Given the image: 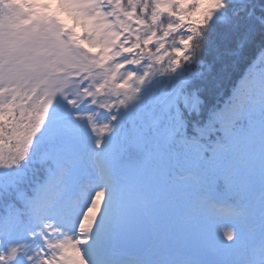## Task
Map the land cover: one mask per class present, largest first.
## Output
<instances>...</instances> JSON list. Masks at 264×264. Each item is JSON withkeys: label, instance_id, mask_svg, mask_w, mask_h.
Here are the masks:
<instances>
[{"label": "snow or ice", "instance_id": "1", "mask_svg": "<svg viewBox=\"0 0 264 264\" xmlns=\"http://www.w3.org/2000/svg\"><path fill=\"white\" fill-rule=\"evenodd\" d=\"M0 264H264V0H0Z\"/></svg>", "mask_w": 264, "mask_h": 264}]
</instances>
